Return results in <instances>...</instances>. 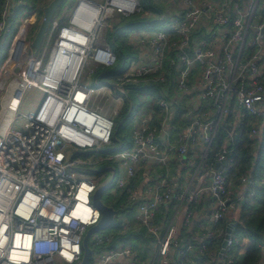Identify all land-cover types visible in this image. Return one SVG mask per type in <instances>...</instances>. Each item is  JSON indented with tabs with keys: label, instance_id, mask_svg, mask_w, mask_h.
<instances>
[{
	"label": "built area",
	"instance_id": "built-area-1",
	"mask_svg": "<svg viewBox=\"0 0 264 264\" xmlns=\"http://www.w3.org/2000/svg\"><path fill=\"white\" fill-rule=\"evenodd\" d=\"M179 1L183 6L180 14L169 16L158 29L128 36L129 43L141 47L140 54L130 60L116 82H110L103 80L101 73L91 81L81 78L83 67L88 61L97 69L115 63L116 54L109 44L94 43L100 30L113 19L111 12L120 16L137 13L141 8L139 0H74L64 23L51 18L36 53L31 45L37 29L33 30L35 8L16 15L14 6L22 0H3L0 45L9 35L10 39L7 56L0 65V264H81L82 238L101 215L92 202V194L107 176L105 171L92 169H100L97 166L105 161L115 168L107 189L109 195L116 196L123 190L133 207V219L154 239L149 264H168L169 251L178 244L181 222L190 216L187 204L199 198L202 187L188 191L186 185L180 193L181 182H158L147 184L145 195L140 196L133 183L141 164L165 162L172 151L184 155L201 143L202 174L208 177L205 189L214 197L211 221L217 223L235 208L231 180L227 179V145L245 116L250 137L264 133V69L259 65V52L264 48V2L256 19L259 0H248L245 8L238 1ZM41 18L42 10L38 24ZM162 18L160 13L158 19ZM202 21L207 23V38L195 34ZM112 22L116 25L119 19ZM72 38L85 46L76 67L66 45ZM216 38L221 40L218 49L211 44ZM48 40L51 44L46 50ZM232 45L237 52L231 49ZM166 59L174 72L175 90L182 92L194 82L200 85L199 98L212 113L192 115L174 140H169V136L158 139L142 118L131 127L130 146L118 149L121 144L112 142L115 120L105 115L101 107L90 106L91 97L100 91L110 93L114 88L113 105L122 107L123 97H127L123 84L149 77L164 82ZM194 68L198 69L195 76ZM247 74L252 79H247ZM192 77L196 80L191 81ZM29 89L38 90L37 99L31 107L23 108L28 103ZM172 103L162 95L155 100L161 126L168 123ZM229 115L225 140L213 150L216 132ZM108 150L114 151L106 153ZM83 153L90 155L82 158L79 154ZM238 179L244 185V193L251 194L249 176L243 174ZM169 201L186 209L181 222L171 218L161 228L156 211ZM116 216L117 213L112 222ZM116 222L119 231L129 228L127 220ZM223 234L224 229L203 233L196 252L199 257L207 255L204 264H214L216 257V253L207 250L206 240ZM112 236L113 232L105 229L89 235V264H118L119 256L126 258L125 264H138L139 252L134 242ZM232 240L231 230L225 250ZM193 246L187 243L177 249L182 264H191L186 252Z\"/></svg>",
	"mask_w": 264,
	"mask_h": 264
},
{
	"label": "trees",
	"instance_id": "trees-1",
	"mask_svg": "<svg viewBox=\"0 0 264 264\" xmlns=\"http://www.w3.org/2000/svg\"><path fill=\"white\" fill-rule=\"evenodd\" d=\"M147 1L148 5L143 6ZM45 2V1H44ZM43 0H22V2L16 3L13 13L20 14L23 10L34 9L41 7ZM66 0H63L60 5H63ZM142 11H150L149 13H158L159 9L155 7L150 0H142ZM147 4V3H146ZM3 0H0V12L2 9ZM59 5V6H60ZM140 13H134L129 16L127 20H120L118 24L114 25V29L110 32L108 42L111 45V49L116 54V60L120 63V66L111 69L95 70V73H101V77L109 80L110 82H116L117 77L126 69L130 60L136 56L135 49H132V45L127 43L126 35L132 31L140 29H153L154 27L161 26V20L158 21L154 18L144 17ZM147 18L148 20H145ZM15 25L12 24L11 30H14ZM125 36V38H124ZM128 60L127 65L124 63ZM167 68L168 65L166 64ZM100 69V70H99ZM125 87L129 89L128 99L131 102L130 111L128 114L127 107L125 105L120 113L122 123L129 119L132 123L131 115L141 107L145 105L147 108L155 107V98L158 97L155 85L143 84L138 82H127ZM155 87V88H154ZM146 91V95L143 92ZM185 110L181 107H175V113L172 117L173 129H178L180 126H184L186 121ZM131 117V118H130ZM224 127H220L216 132L214 141L212 143V149L215 150L219 145V141L226 134V129L230 120V116H227ZM116 124V123H115ZM127 125V124H126ZM226 128V129H225ZM118 131V130H117ZM117 131L112 138L113 144L120 143L121 146L118 149L127 148L130 142L124 143V139H129V131L123 134V138L117 140ZM228 153L229 166L227 168V179L236 180V178L247 174L252 182V193H244L242 200L235 202V208L230 210L226 214L225 218L218 221L220 229H224L228 222L233 223L232 236L233 240L230 246L224 251L223 259L226 264H264V133L259 138L250 137V126L248 117L245 116L243 123L239 130L233 133L232 139L229 141ZM112 184V183H111ZM103 195V193H102ZM101 195V200H102ZM107 205L113 208H122L128 210L130 206L125 202L124 191L121 190L116 196H108L107 199L102 200ZM119 222H112L110 228L113 230V239L121 241H133V246H139V251L142 258L146 255L147 241L151 240V235L142 226L134 228H128L125 231H119ZM215 226V227H216ZM217 226V227H218ZM221 236L217 239L218 244L221 241ZM211 239L206 240L207 250L212 248ZM206 254L201 256V260H206ZM179 260L172 262L171 264H182Z\"/></svg>",
	"mask_w": 264,
	"mask_h": 264
},
{
	"label": "crops",
	"instance_id": "crops-1",
	"mask_svg": "<svg viewBox=\"0 0 264 264\" xmlns=\"http://www.w3.org/2000/svg\"><path fill=\"white\" fill-rule=\"evenodd\" d=\"M173 1L175 2L176 7L171 13H164L162 19L155 18L158 21L161 20L160 24H162V22L165 21L169 16H171L173 14H180L182 12L183 6H182L181 2L179 0H173ZM219 1L225 2V0H219ZM232 1H238L242 8H245L246 4L248 2V0H228L226 2L231 4ZM263 2H264V0H259V2L257 4L256 19L258 18V15H260L263 11ZM44 4H46V3H42V5H44ZM42 5L39 8H37V6L34 7L35 10L36 11L38 10L41 13ZM149 12H150L149 10L145 11L144 12L145 14H143V16L145 17L146 15L147 16L150 15ZM159 14H160V12H159ZM145 20H148V19L145 18ZM158 28L159 27L157 26V27H154L153 29H158ZM153 29L152 28L151 29H140V30H135V31L128 33L126 35L127 43L132 45L131 43L128 42V38H129L128 36L129 35H133L134 33H137L141 30H153ZM195 34L197 36L207 38V36H208L207 35L208 34L207 23L203 22V21L200 22V27L195 31ZM220 43H221V40H219L217 38L211 41V44L216 49H218ZM132 46L136 50V56L133 58V59H135L140 54V48L141 47H137L135 45H132ZM231 49L236 51V49L234 48L233 45L231 46ZM147 54H148V52L146 51V55ZM259 55H260L259 60L261 61L259 65L262 69H264V48L260 50ZM166 64H168L167 59L164 62V67H163V70H164L165 75H166L165 81L161 83V82L153 80L151 77L148 76L149 81H147L146 84H150L152 86L155 85V87L157 88L156 92L158 93L157 94L158 97L161 95L166 96L167 98H169L173 102L171 112L169 114L168 123L161 126V124L159 122L158 113L156 111L155 102H154L155 107H152V108H147L145 105H141V107L136 111L135 115L132 116L131 122H132V124H134L135 121H138L142 118H145L148 126L150 127L151 130H153L156 133V136L158 139L165 140L166 136H169V140H174L177 132L182 127V126H180V127H178V129H175V130L172 127L171 120H172V117L175 113V107L176 106L179 105V107H181L182 109L185 110L184 117H185L186 121L184 122V124L186 122H188V120L190 119V117L192 115H195L197 113L200 114L204 111H206L207 114L210 115L212 113V111L208 107L207 103L199 98V92H200L201 87H200V85L197 86L195 84V82L192 83L188 89H186L182 92H177L175 90V88H174V72H173V70L169 69L168 67L166 68L165 67ZM194 70L195 71H194L193 75L195 76L196 70H198V69L194 68ZM257 78H260V75H258ZM102 79L106 80L104 78H102ZM247 79H252V75L247 74ZM144 80H146V79H142L139 82L145 84ZM195 80L196 79L194 77H192L191 81H195ZM106 81H109V80H106ZM103 93H105V92H103ZM143 94L146 95V91L143 92ZM156 98H155V100H156ZM127 105H128V107H127L126 114H128V112L130 111V107H131V102L129 99H128ZM233 105L236 106V104H234V102H233ZM26 106L24 105L23 108ZM122 109L123 108L121 107L120 110L122 111ZM234 111L237 112L235 109H234ZM229 116H231V115H229ZM226 118H227V116H225V118L223 119L222 126L225 124V122L227 120ZM255 137L259 138L260 135L255 136ZM223 140H225V135L221 138V140L219 142L221 143ZM128 141L131 142V136L130 135H129ZM214 143H215V141H214ZM201 146H202L201 143L197 144L195 147H193L191 150H189L184 155H179L175 151H172L169 154V157L165 162H158V161L152 160L146 164H141L137 168L136 173H135L133 185L137 189L138 194L140 196L145 195L144 190H145V187L147 184L158 183V182H162V183L164 182L167 185L168 183H171L172 181L177 180V181L182 183V185L179 186V188H178V192H180V193L186 189V185H188V187H187L188 191H191L193 188H196L199 185L202 187V190L200 191L199 198L197 200L192 201V202L187 204V209L190 211V216L188 217L187 220H184L183 223L181 222V220L183 218V214H184V211L186 209V206L183 205V206L178 207L177 206L178 203L176 201H169L167 203L161 204L156 211V220H157V223H159L161 225V228H163V226L167 225V223L169 222V220L171 218L173 221L178 220V223L181 222L182 228L179 232L178 244H177L176 248L172 247L170 249L168 264H171L172 262L174 263L175 261L180 260L177 249L179 247L184 246L187 243H193V245H194L191 249L187 250V252H186L187 259H189L191 261V264H204V261L200 259L201 257H199V254L196 252V245L203 238V233L205 231L212 230L213 232H217L220 230V227L218 225H217L218 227L216 226L217 223L213 224V222L211 221V213H212V208L214 205V197L209 192H207V190L205 189V185L207 184L208 177L204 176L202 174V171H204V167L202 166L203 165L202 162H200ZM217 147H216V149H217ZM243 189H244V185L238 178H236V180L232 179L230 181V190L232 192L231 197L235 201L242 200V198L244 196V192H245V191H243ZM125 202L128 204V201L126 198H125ZM128 206H130V205L128 204ZM116 210H117V215L120 213V215L122 216L121 219L127 220L129 222V228L130 227L134 228V227L140 226L133 219V215H132L133 207L130 206L128 208V210H125L120 205L119 208H117ZM173 216H174V218H173ZM109 231L113 232L112 228H110ZM152 238L153 237L151 236V240H149V242L147 241V248H146L147 252L143 258L141 256L140 251H139V246H141L142 244H141V242L138 243V246H137L138 252H139L138 253L139 263L138 264H149V262L151 261L152 247H153V242H154V239L152 240ZM217 239H218L217 237H214L212 239L211 243H213L212 244L213 246L211 249H209V251L216 253V257L214 258V264H226V263H224L223 254L220 257L217 256V252H218L219 247H220V242L218 244L216 243ZM125 263H126V258H124L123 256H119L118 257V264H125Z\"/></svg>",
	"mask_w": 264,
	"mask_h": 264
},
{
	"label": "rangeland",
	"instance_id": "rangeland-1",
	"mask_svg": "<svg viewBox=\"0 0 264 264\" xmlns=\"http://www.w3.org/2000/svg\"><path fill=\"white\" fill-rule=\"evenodd\" d=\"M45 1V2H44ZM49 0H43L44 3H47ZM74 0H66V2H64L63 5H60L56 8L55 12H54V18L57 19L58 23H64L66 21V14L69 10V7L72 5ZM98 2H102L103 0H96ZM142 0H139V3L141 2ZM146 3L143 4V6L145 5H148V2L145 1ZM150 2L159 9V12L164 15V13H171L175 7H176V4L173 0H150ZM141 5V4H140ZM142 11V5H141V8L140 10L137 12V13H140ZM145 13H140V15H143ZM147 16V15H146ZM145 16V17H146ZM39 17H40V12L37 10L35 11L33 14H32V18H33V30H35L37 28V24H38V21H39ZM113 18L111 20H109L107 22V24L100 30L99 32V37L97 38L96 42L94 43L95 45H100V46H105L107 44L110 45V43L108 42V39L110 40L109 38V35H110V32L114 29V22H112V20H127L128 18H124V16H120V15H117V12H111L110 14V18ZM147 17H151V18H159L160 17V14L158 13H151L150 15H148ZM133 35H131L132 37ZM125 38V36H124ZM9 39H10V35L6 38L5 42L3 44L0 45V65L2 63V61L5 59V57L7 56V45L9 43ZM126 39V38H125ZM45 43H48V45L45 47L46 50L50 48V44L51 42L48 40V41H45ZM111 47V45H110ZM132 49H135L134 47H132ZM136 51V50H135ZM41 53V51H40ZM46 58V56L44 57ZM128 63V60H126V62L124 63V65L126 66ZM120 66V63L116 60L115 63L108 67L107 69H111V68H116ZM94 70V69H97V67L95 66V64H93V62L91 61H88V63H86L83 67V70H82V74H81V78L87 80V81H91L92 78L94 76L97 75V73L92 72L90 73V70ZM149 78H147L146 80H144V83H147V81ZM124 86V89H125V94L127 97H129L128 95L129 94V89H127L125 87V83L123 84ZM37 93H38V90L37 89H29L27 92H26V98H27V106L25 108H29L33 105V103H35L36 101V97H37ZM116 94V91L114 90V88L111 89L110 93L108 92L107 94L106 93H102V91L98 92L97 94L93 95L91 97V100H90V106H99L101 107V111L109 116V117H112L114 120H115V126H114V131H117V140H120L123 138V134L127 131H131V126L133 125L132 123L130 124L129 122V119L125 120L124 123H122V118L120 117V108H115L114 107V96ZM1 95V93H0ZM127 97H123L124 101H123V106L124 105H127V102H128V98ZM127 101V102H126ZM122 106V108H123ZM135 115V111L132 113L131 117ZM130 117V118H131ZM127 124V125H126ZM126 130V131H125ZM130 135V133H129ZM128 142V139H124V143ZM112 147V145H110ZM114 150H108L106 151V153H111L113 152ZM98 153H104L102 152L101 150L97 151ZM90 155V153L88 154H79L80 157L84 158L86 156ZM111 165V163L109 161H105L101 164H99L97 167L102 169L104 168L105 166H108V165ZM106 174L108 175V171H105ZM109 196V192L107 190H105L103 192V195H102V200L105 201V199H107ZM122 218V216L120 215V213L116 216V219L114 220V223L116 222V220H120ZM105 230H109L110 227H106L104 228Z\"/></svg>",
	"mask_w": 264,
	"mask_h": 264
},
{
	"label": "water",
	"instance_id": "water-1",
	"mask_svg": "<svg viewBox=\"0 0 264 264\" xmlns=\"http://www.w3.org/2000/svg\"><path fill=\"white\" fill-rule=\"evenodd\" d=\"M62 1L63 0H49L46 4L42 5V8H41L42 18L37 26V29L31 41V45H32L34 53L37 52V49L40 43L42 42L44 34L48 28L49 21L53 17L56 8L62 3ZM224 163H225L224 161L221 162V164H224ZM218 165H219V162L216 163V166ZM92 171L94 172L108 171V175L96 186L92 194V202L96 207H98L101 215H100L98 222L95 225L89 227L82 238L83 254L81 257V264H89V255L91 252V249L87 244V238L89 237V235L94 231H98L100 229H104L108 227L110 223L113 221L115 214L117 213V210L115 208H113L110 205L105 204L101 200L102 193L105 190H107L109 186L111 185V182L115 174V168L111 165H108L102 169H96V170L92 169ZM232 227H233V223L231 222L225 225L224 234L220 241V247L217 252L218 257H220L225 251L227 241L230 238V232L232 230Z\"/></svg>",
	"mask_w": 264,
	"mask_h": 264
},
{
	"label": "bare ground",
	"instance_id": "bare-ground-1",
	"mask_svg": "<svg viewBox=\"0 0 264 264\" xmlns=\"http://www.w3.org/2000/svg\"><path fill=\"white\" fill-rule=\"evenodd\" d=\"M82 41L77 38H72L66 43L70 53L69 57L74 60V67L78 65L79 60L82 58L85 52V46L82 45Z\"/></svg>",
	"mask_w": 264,
	"mask_h": 264
}]
</instances>
